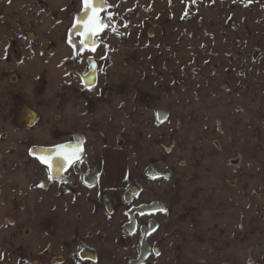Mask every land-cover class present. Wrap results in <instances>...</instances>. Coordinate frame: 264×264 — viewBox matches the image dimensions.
Returning <instances> with one entry per match:
<instances>
[{
  "label": "rangeland",
  "instance_id": "obj_1",
  "mask_svg": "<svg viewBox=\"0 0 264 264\" xmlns=\"http://www.w3.org/2000/svg\"><path fill=\"white\" fill-rule=\"evenodd\" d=\"M105 2L88 50L82 0H0V264H130L152 223L144 264H264V0ZM77 134L56 182L32 150Z\"/></svg>",
  "mask_w": 264,
  "mask_h": 264
},
{
  "label": "water",
  "instance_id": "obj_2",
  "mask_svg": "<svg viewBox=\"0 0 264 264\" xmlns=\"http://www.w3.org/2000/svg\"><path fill=\"white\" fill-rule=\"evenodd\" d=\"M92 3L94 6H100L101 0H92ZM103 3L105 4V0H103ZM82 6H83V10L75 18V21H74V24H73V27L71 30V38L72 39H76L77 37L81 38V40L84 42V46L87 49H90V48H93L95 46V42H96L95 38H97L104 31L105 23L101 19L100 16L103 14L106 7H101L100 11H99L100 22L104 25L103 29L98 31V32H89V33L85 34L84 22L87 20L88 16L91 15V10L85 9L83 0H82ZM78 75L82 79L84 85L88 89H92L97 85V72H96L95 67H92L89 74H87V75H84L82 73H78ZM33 116H34L33 120L31 121V124H29L30 126H34L37 123L38 118H39L35 114ZM60 145L68 146L62 150L64 155H61V156H56L55 152H54V149L58 145L52 146V147H37L35 149V151H33V155L37 159L40 156H46V157L51 156V160H52L51 169H49L47 164H44V163H41V164L48 167L50 175L56 179H61L57 175L65 173L70 167L79 163L83 159L84 153H85L83 138L80 135H77L76 138H74V141L67 142V143L60 144ZM65 155L71 158V162H69L68 159L64 158ZM38 160H40V159H38ZM58 160L63 165L62 168L58 167V165H57ZM156 176L157 175H155V177ZM161 210H162V205L160 203L155 202V203H152L150 205L140 206L136 210V212L139 215H146V214H150V213L154 214V213H157ZM137 214L134 213L132 215V217H130V218H132V220L130 222V225L127 226V229L130 231L134 230V227H135L134 216ZM155 227H156L155 223H152L150 226L149 234L155 229ZM148 235L147 236L144 235V238L142 241V254L139 256V259L137 260V262H139L138 264H142L146 258V257L144 258V256L147 252L146 247H148V244H147ZM142 258H143V260H142Z\"/></svg>",
  "mask_w": 264,
  "mask_h": 264
},
{
  "label": "snow or ice",
  "instance_id": "obj_3",
  "mask_svg": "<svg viewBox=\"0 0 264 264\" xmlns=\"http://www.w3.org/2000/svg\"><path fill=\"white\" fill-rule=\"evenodd\" d=\"M196 0H192V3H195ZM84 3V7L85 9H90L91 10V15L88 16L87 20L84 22V31L85 34L89 33V32H98L100 30L103 29L104 25L100 22V17H99V11L101 7H106V5L103 3V0H101L100 6H94L92 3V0H83ZM249 3H251V0H249ZM83 43V41H82ZM157 119L159 121L160 119V114L157 113ZM68 146L65 145H58L56 146V148L54 149L55 155L56 156H61L64 155L63 154V149H65ZM31 152V150H30ZM75 155V154H74ZM65 159H68L69 162H71V158L68 156H64ZM38 159H40L41 163L47 164L49 169H51L52 167V160H51V156H40L38 157ZM57 165L58 167H63V165L60 163V161H57ZM41 187H43V185H41ZM159 253H157L158 255Z\"/></svg>",
  "mask_w": 264,
  "mask_h": 264
},
{
  "label": "flooded vegetation",
  "instance_id": "obj_4",
  "mask_svg": "<svg viewBox=\"0 0 264 264\" xmlns=\"http://www.w3.org/2000/svg\"><path fill=\"white\" fill-rule=\"evenodd\" d=\"M106 3V2H105ZM106 5H107V3H106ZM70 41L72 40V42H73V39H71V35H70ZM71 45V44H70ZM73 45H75L74 44V42H73ZM76 46V45H75ZM99 46V43L97 44V47ZM79 47H82L83 49H86V48H84L83 46H79ZM96 47V48H97ZM95 49V48H94ZM88 50H92V49H88ZM93 67H95L94 65H92ZM92 68H90L89 70H87L86 72H84V73H82V74H84V75H87V74H89V72H90V70H91ZM96 72H97V70H96ZM81 73V72H80ZM98 73V72H97ZM81 79V78H80ZM82 80V79H81ZM83 82V81H82ZM84 84V83H83ZM34 114L32 113V112H29V111H27L26 113H25V119H30V120H32L33 119V116ZM74 138H76V135L74 136ZM74 138H73V141H74ZM83 142H84V138H83ZM37 148V147H36ZM36 148H34V150L33 151H35V149ZM84 151H85V145H84ZM84 156H85V154H84ZM37 159V158H36ZM83 159H84V157H83ZM82 159V160H83ZM38 160V159H37ZM81 160V161H82ZM40 163H41V161L40 160H38ZM80 161V162H81ZM79 162V163H80ZM78 164V163H77ZM43 165V164H42ZM76 165V164H75ZM46 167V166H45ZM47 168V170H48V167H46ZM72 168V167H71ZM70 168V169H71ZM69 169V170H70ZM68 170V171H69ZM49 171V170H48ZM68 171L66 172V173H64L63 175H61V176H58L59 178H63V179H65V181H63V182H66V181H71L72 179L70 178L71 177V175H67L68 174ZM50 175V174H49ZM69 176V177H68ZM86 177V182L87 183H92V184H95L96 183V180H95V177H97V174L95 173V172H91V173H89V174H87V176H85ZM57 180V179H56ZM134 192H135V190H134ZM136 209V208H135ZM137 210V209H136ZM137 214V212L136 211H134L133 213H131L129 216L130 217H132V215L133 214ZM150 214H153V213H150ZM146 215H148V214H146ZM134 219H135V222H136V224H137V221H136V215L134 216ZM131 220H132V218H130V222H131ZM137 228V227H136ZM137 230L135 229L134 231H133V233H132V235H134L135 234V232H136ZM145 232V233H144ZM148 232H150V228H148V229H145L144 231H143V235L145 234V236H147L148 235ZM130 236V235H129ZM142 238H143V236H142ZM82 248H85V247H82ZM87 250H89L88 248H87ZM147 250V249H146ZM148 251L149 250H147V252H146V254L145 255H147L148 254ZM150 253H151V250H150ZM142 254V251L140 250V253H139V256ZM139 256H138V258H139ZM149 256H150V254H148V256H147V258H146V260L149 258ZM95 257V256H94ZM138 258L136 259V260H134L133 261V264H138L137 263V260H138ZM142 260H143V258H142ZM145 260V261H146ZM141 262V261H140ZM131 264V263H130Z\"/></svg>",
  "mask_w": 264,
  "mask_h": 264
},
{
  "label": "built area",
  "instance_id": "obj_5",
  "mask_svg": "<svg viewBox=\"0 0 264 264\" xmlns=\"http://www.w3.org/2000/svg\"><path fill=\"white\" fill-rule=\"evenodd\" d=\"M67 184L70 185V183H68L67 181ZM86 247V246H85ZM83 248L81 247L80 250H78L77 252H74L70 257H71V260L73 262H75L74 264H81L82 262L85 261V259L82 257L81 253L83 252L82 250ZM92 252H94V249L93 248H89ZM95 253V252H94ZM96 254V253H95ZM90 264H95V261H93L92 259H88Z\"/></svg>",
  "mask_w": 264,
  "mask_h": 264
},
{
  "label": "bare ground",
  "instance_id": "obj_6",
  "mask_svg": "<svg viewBox=\"0 0 264 264\" xmlns=\"http://www.w3.org/2000/svg\"><path fill=\"white\" fill-rule=\"evenodd\" d=\"M106 4V3H105ZM101 17V19H102V15L100 16ZM103 20V19H102ZM96 39L97 38H95V41H96ZM73 42H74V44L76 45V46H83L84 48H86L85 46H84V42L82 43V40H81V38H79V37H77L76 39H73ZM87 49V48H86ZM85 154V153H84ZM70 169V168H69ZM49 170V169H48ZM66 173V172H65ZM64 173H62V174H60V175H57V176H61V175H63ZM56 176V177H57ZM58 178V177H57ZM56 179V178H55ZM139 208V207H138ZM138 208H136V209H138ZM136 209H132L131 211H130V214L131 213H133L134 211H136ZM129 214V215H130ZM130 224V223H129ZM145 233V232H144ZM148 234H149V232H148ZM145 235V234H144ZM146 249L147 250H150V247L148 246V247H146ZM141 251H142V249H141ZM88 251H85V253H84V255L87 253ZM149 253V252H148ZM88 254H89V252H88ZM148 255V254H147ZM147 255H145L144 256V258L145 257H147ZM85 256H87V255H85ZM139 259V258H138ZM137 263H139V262H137ZM131 264H133V262H131Z\"/></svg>",
  "mask_w": 264,
  "mask_h": 264
},
{
  "label": "crops",
  "instance_id": "obj_7",
  "mask_svg": "<svg viewBox=\"0 0 264 264\" xmlns=\"http://www.w3.org/2000/svg\"><path fill=\"white\" fill-rule=\"evenodd\" d=\"M106 180H107V182L109 183H114V176L112 175V177L110 176V177H108V176H106ZM90 248V247H89ZM83 250V249H82ZM84 251H86V250H84ZM85 253V252H84ZM81 255H83V253H81ZM86 257H83L84 259H85V261L84 262H82L81 264H90V262H88V259H92L91 257H88L89 255H88V252L86 253ZM87 262V263H86ZM95 264H96V262H95Z\"/></svg>",
  "mask_w": 264,
  "mask_h": 264
}]
</instances>
